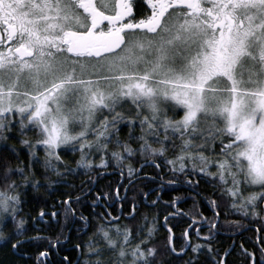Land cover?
Listing matches in <instances>:
<instances>
[{
  "label": "snow or ice",
  "instance_id": "6c2138e0",
  "mask_svg": "<svg viewBox=\"0 0 264 264\" xmlns=\"http://www.w3.org/2000/svg\"><path fill=\"white\" fill-rule=\"evenodd\" d=\"M142 2L150 11L137 18L133 0H0V140L9 141L13 129L36 136L20 141L30 157L27 173L8 165L7 148L0 151V226L9 216L14 224L0 238L15 239L13 248L22 243L16 234L24 221L16 220L20 194L9 195L20 187L12 177L19 174L35 188L33 166L56 171L59 165L72 174L60 151L79 152L76 163L84 168L91 167L86 156L110 145L180 162V170L191 160L193 170L231 184L225 192L233 208L264 202V0ZM128 102L137 109L134 118L117 111ZM120 123L129 129L128 141L140 142L137 149L121 141ZM217 141L213 159L204 153L215 152ZM168 150L174 159H167ZM111 155L122 158L118 151ZM97 233L105 244L89 243L95 259L88 264H156L154 248L129 250L127 226L101 225Z\"/></svg>",
  "mask_w": 264,
  "mask_h": 264
},
{
  "label": "trees",
  "instance_id": "16d2710c",
  "mask_svg": "<svg viewBox=\"0 0 264 264\" xmlns=\"http://www.w3.org/2000/svg\"><path fill=\"white\" fill-rule=\"evenodd\" d=\"M117 111L128 118H134L137 109L128 102L122 108H118ZM142 111L147 114V109H142ZM182 115L183 113L180 112L174 119H180ZM118 127L121 130V141L128 142L133 149H137L140 142L128 141L129 129L126 123H120ZM9 135L12 137L9 141L0 140V151L7 148L8 152L5 155L7 156L8 165L12 169L24 168L27 173L30 157L28 148L20 141L21 139L35 141V133L29 132L26 136L21 137L18 134V129H13V132ZM135 135H142L139 126L135 129ZM92 138L89 136V139ZM146 139L153 143L154 137L147 136ZM176 143L180 144L181 141L177 139ZM195 143H199V141H195ZM13 147L15 148L14 152L12 151ZM153 147L159 148L160 145L153 143ZM112 151L121 152L122 158L117 160L112 157ZM218 153L217 141L215 152L206 150L204 154L215 159ZM36 155L42 162L45 156L43 149H36ZM165 155L168 160L175 158V153L172 150H168ZM60 156L65 164L75 169L72 174H65L64 167L59 165L56 171H46L42 164L33 166L31 173H34L35 180L38 181L35 188L32 187L30 181L26 182L19 174L13 175L12 179L20 187L9 192V195L20 194L21 203L16 206V220L22 219L24 221V230L16 234L17 238L19 240L35 238L20 244L17 247L18 254L14 252L12 247V244L16 243L15 239L0 238V264H36V256L26 258L20 254L29 253L32 246L36 249L38 246L41 248L43 245H49L50 243L53 247L56 242L65 240L73 224L74 214L77 215V221L74 223L67 244L80 245L84 252L81 262L84 263L89 259V257H86V254H90L89 243L96 242L97 246L105 244L101 237L102 233H97V229L101 225L105 229H110L112 225L130 228L132 245L128 246L129 249L136 244H139L142 249L154 248L156 250L154 258L156 264H187L186 259L188 262L193 261L194 264H250L253 256L257 257L256 259L259 262L264 259V208L262 202L258 201L255 209L251 205H248L244 210L239 207L233 208V198L225 192V188L230 187L231 184L224 185L218 176L206 175L200 172L199 167L193 170V161L185 160V167L180 170V162L169 164L164 157L151 156L150 154L144 156L139 152L128 155L115 145H110L106 152L86 156L85 159L91 162V167L88 168L77 166L76 162L81 158L79 152L66 153L60 151ZM146 161L157 163L159 168L154 165H147L142 168L141 173H138L140 165ZM53 164H57V162L53 161ZM129 167L133 169L131 174L129 173ZM214 170L215 167L207 169L210 173H213ZM57 171L61 175L58 176ZM190 175H193L200 182L201 187L198 189L206 200L212 204L213 208V202H215L216 226L219 232L216 233L215 241L200 243L201 246L197 253L192 252V248L195 247L193 246L187 254L177 255L170 246V236L163 226V219L172 212L171 208L174 204H171L172 200H170L168 191H173V195H176L178 200L182 199L185 193L182 186L169 185V182L174 180L184 181L185 178H191ZM122 177L124 180L120 183ZM136 177L138 179L129 184ZM215 184L216 186H214ZM154 188H157L156 191L153 195L147 197V201H145V195ZM3 189L4 186L0 183V191ZM161 191V198L155 206L147 203L154 202ZM125 192V198L122 201L117 200V197L119 195L123 197ZM99 196L106 197L108 202L114 204V210L110 208V213L113 216H118L119 206L123 207V215L130 214L134 205L135 218L127 219L123 217L120 222L110 221L109 218L101 219L100 208L93 204L97 202ZM65 201L69 203L67 204ZM60 202L61 206L58 205ZM236 203L239 205L241 201L237 200ZM204 204L203 212L206 214L207 204ZM56 209H60L58 221L54 222L50 219L48 224L41 222V212L52 213ZM80 217H88L86 220L90 223V227L84 233L78 230ZM172 227L175 232L174 247L176 250H180L181 245H177V240L182 238V230L175 228L174 224ZM13 230L14 224L11 216H9L6 226H0V232L3 233L4 237H7ZM150 230L151 234L149 235ZM42 235L44 238L45 236H48V238L41 239L40 236ZM112 235L115 238L114 232ZM141 241H144V243H141ZM60 245L63 248L65 247L63 243ZM42 250H46V248H41L39 253ZM92 259H95V257L92 256ZM62 264H65V262L63 261Z\"/></svg>",
  "mask_w": 264,
  "mask_h": 264
},
{
  "label": "flooded vegetation",
  "instance_id": "af4514ba",
  "mask_svg": "<svg viewBox=\"0 0 264 264\" xmlns=\"http://www.w3.org/2000/svg\"><path fill=\"white\" fill-rule=\"evenodd\" d=\"M133 8H134V13L136 14L137 18H139L142 14L146 15L148 14V12L150 10H148L146 8V5L142 2V0H133ZM216 170V168H215ZM141 170H138V173H141ZM137 173V174H138ZM140 175V174H139ZM140 176H144V175H140ZM191 178H185L184 181H178V180H174L172 182H169V185H180L184 188V193L185 195L182 197V199L178 200V197L176 195H173V191L169 190V195H170V200L171 204H173L171 210L172 212H170L168 215H174L172 217H170L167 221H166V226L168 228H170V230L173 232L174 235V239H173V248L174 247V241H175V232L172 229V225L174 224V227L182 230V238H178L177 240V245H181V249L180 250H176L175 249V253L177 254V252L179 253L180 251H183L184 248L187 246V244H190V248L187 250V252H185L183 255L187 254L188 251L191 249V247L193 246H197L202 242H210V241H215L216 240V233L219 232L217 229V226L215 228L212 227L213 224L217 225L216 222V204L213 203L214 208L212 207V204H210V202H208V200H206V198L204 197V195L202 194V192L198 189L199 187H201L200 182L197 181L194 176L190 175ZM138 177H136L135 179H132L129 184H131L132 182H134L135 180H137ZM123 177L121 179V182H123ZM128 184V185H129ZM120 186V185H119ZM118 186V188H119ZM216 186V184L214 185ZM157 188L152 189L151 191H149L150 193L148 194L147 197L151 196V194L153 195V193L156 191ZM128 190V187H127ZM126 190V192H127ZM126 192L125 195L123 197H121L120 195L117 197V200L122 201L125 196H126ZM161 194L162 191L156 196L155 200L158 198H161ZM147 197L144 199L145 201H147ZM154 200V202H155ZM159 201V200H158ZM152 202V203H154ZM69 202L67 201V204ZM148 204L149 203L147 202ZM207 204V212L206 214H204L203 210L205 208V204ZM94 206L100 208L101 210V214L100 217L101 219L105 220V218H109L110 221H114L113 218H117L118 216H120V220L119 221H114V222H120L122 220L123 217H126L127 219H132V218H128L129 215L132 214V211L134 209L135 211V207L134 205L131 208V213L130 214H124L123 215V207L119 206V214L118 216H113L110 213V208L113 209L114 208V204L108 202L107 198L104 196H99L97 198V202L93 203ZM183 204V205H182ZM59 206H61V202L58 203ZM263 208H264V202H262ZM114 210V209H113ZM46 214L44 215V217H40L41 222L48 224L49 220L51 219L52 221L56 222L59 219L60 216V209H56L54 210L52 213H49L47 211H45ZM53 213H55V215H53ZM166 215V216H168ZM135 216V213H134ZM165 216V217H166ZM80 223H79V231L84 233L89 227H90V223L86 220L88 219V217H80ZM77 221V215L74 214V219H73V224L71 225L68 234H67V238L65 240H60L58 242H56L53 247H51L50 243L49 245H43L41 248H46V250H42L40 253V246H38L36 249L34 248V246H32V248L29 250L30 252L27 254H20V255H24L26 258H33L36 256V264H62L63 261L65 262V264H88L89 259L92 260V256L90 254H86V257H89V259H87L84 262H81L83 256H84V252L82 250V248L80 247V245L77 244H67L69 242V238H70V233L71 230L74 226V223ZM171 224V225H170ZM40 226V225H38ZM165 228V227H164ZM166 229V228H165ZM166 231L169 233L170 236V241H171V234L169 232L168 229H166ZM41 239L44 238V236H40ZM48 238V236H45L44 239ZM26 239V238H25ZM23 240V239H21ZM25 243V242H23ZM61 243H63L65 245V247H61ZM22 244V243H21ZM20 245V244H19ZM18 245V246H19ZM17 246V247H18ZM201 246V244L199 245ZM17 247L16 250H14L15 253L18 254L17 251ZM187 258V255H186ZM257 257L253 256V259L251 260L250 264H264V259H262L260 262L257 261L256 259ZM186 263L188 264V261L186 259Z\"/></svg>",
  "mask_w": 264,
  "mask_h": 264
},
{
  "label": "water",
  "instance_id": "95a60500",
  "mask_svg": "<svg viewBox=\"0 0 264 264\" xmlns=\"http://www.w3.org/2000/svg\"><path fill=\"white\" fill-rule=\"evenodd\" d=\"M147 165H154V166H156V165H158V164L155 163V162H152V161H146V162H143V163L140 165L139 170H141L144 166H147ZM158 168H159V167H158ZM149 193H150V192H148V193L145 195V198L148 196ZM158 200H159V196H158V198L155 200V202L152 203V205L155 206V205L157 204ZM43 213L46 214V212H43ZM134 213H135V211H134V209H133L132 214L129 215L128 218H133V217H134ZM120 216H121V215H120ZM120 216H118L116 219L113 218V220H114V221H119V220H120ZM172 216H174V215H168V216L164 217V219H163V226H164L166 229H168V230H170V228H168V227L166 226V221H167L170 217H172ZM40 217H44V215H43V216L40 215ZM169 232H170V234H171L170 246H171L172 249H174V248H173V239H174V235H173V232H172V231H169ZM34 238H35V237H34ZM34 238H26V239H23V240H20V241H22V243H23V242L30 241V240H32V239H34ZM20 244H21V243H20ZM189 248H190V244H187V246L184 248L183 251H180L179 253L177 252V255H183L185 252H187V250H188ZM14 250H16V248H14Z\"/></svg>",
  "mask_w": 264,
  "mask_h": 264
},
{
  "label": "rangeland",
  "instance_id": "374dc122",
  "mask_svg": "<svg viewBox=\"0 0 264 264\" xmlns=\"http://www.w3.org/2000/svg\"><path fill=\"white\" fill-rule=\"evenodd\" d=\"M9 118L11 119L12 117L10 116ZM17 119H18V117H17ZM201 127H202V128H206L207 125H205V124L202 123ZM206 147H207V146H206ZM95 153H98V152H93L92 154H95ZM92 154H91V155H92ZM216 155H217V154H216ZM209 170H210V169H209ZM216 171H217V169L214 170L213 173H215ZM252 190H256V189H252ZM244 194L247 195L248 193L245 192ZM2 214H4V213L2 212V210H0V215H2ZM101 237H102V236H101ZM104 242H105V241H104ZM129 250H130V249H129ZM105 255H108V253H105Z\"/></svg>",
  "mask_w": 264,
  "mask_h": 264
}]
</instances>
